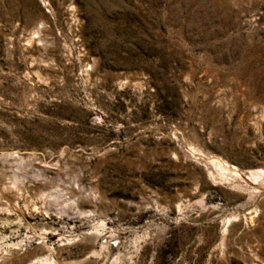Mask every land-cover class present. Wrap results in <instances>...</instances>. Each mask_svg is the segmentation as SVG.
<instances>
[{"label":"rangeland","instance_id":"1","mask_svg":"<svg viewBox=\"0 0 264 264\" xmlns=\"http://www.w3.org/2000/svg\"><path fill=\"white\" fill-rule=\"evenodd\" d=\"M0 264H264V0H0Z\"/></svg>","mask_w":264,"mask_h":264},{"label":"bare ground","instance_id":"2","mask_svg":"<svg viewBox=\"0 0 264 264\" xmlns=\"http://www.w3.org/2000/svg\"><path fill=\"white\" fill-rule=\"evenodd\" d=\"M40 32V31H39ZM36 33L37 34H39L37 31H36ZM216 161H217V159H215ZM215 160H213V161H215ZM212 161V160H211ZM212 161V162H213ZM218 162H219V160H218ZM222 163V162H221ZM224 163V162H223ZM218 166H219V168L221 169V171H223V170H225L226 168L224 167V168H222V166L221 165H219L218 164ZM226 166V165H225ZM228 168V167H227ZM231 168H232V166H231ZM227 170H230V169H227ZM220 171V170H219ZM220 171V172H221ZM226 171V170H225ZM228 172V171H227ZM222 173V172H221ZM235 173V172H234ZM255 178V177H254ZM59 201H60V199H59ZM61 202V201H60ZM55 203H57V202H55ZM51 204V203H50ZM58 205H59V203H57ZM61 204V203H60ZM53 205V204H52ZM251 214V213H250ZM252 215V214H251ZM251 215H244V219H245V221H246V223H249V222H251V219L254 217L253 215V217L251 216ZM230 219H228V221H229ZM252 223V222H251ZM42 263V262H41Z\"/></svg>","mask_w":264,"mask_h":264},{"label":"water","instance_id":"3","mask_svg":"<svg viewBox=\"0 0 264 264\" xmlns=\"http://www.w3.org/2000/svg\"><path fill=\"white\" fill-rule=\"evenodd\" d=\"M243 215H248V213L244 210L242 211Z\"/></svg>","mask_w":264,"mask_h":264}]
</instances>
